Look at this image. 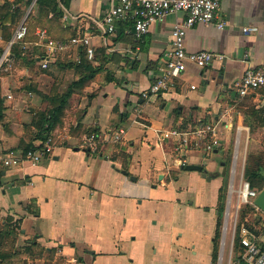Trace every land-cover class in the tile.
<instances>
[{"label":"crops","instance_id":"crops-1","mask_svg":"<svg viewBox=\"0 0 264 264\" xmlns=\"http://www.w3.org/2000/svg\"><path fill=\"white\" fill-rule=\"evenodd\" d=\"M62 1L58 0V3L63 14L65 9L74 19L62 17L61 28L77 36L90 35L94 51L102 49L113 57L103 64L102 73L89 76L67 99L61 122L51 137L54 140L52 156L35 166L24 164L7 169L2 164L6 151L20 150L23 144L32 140L36 134L35 114L50 108L48 97L61 95L71 82L87 75L75 69V48L48 58L45 68L42 63L46 50L42 46L35 43L20 45L35 46L43 54L32 63L19 61L15 64L10 60L13 57L9 51L10 66L3 64L1 67L4 68L0 67V217H23L20 237L35 238L47 252L55 249L56 256L64 258L65 264H109L103 262L101 256L112 257L114 264L116 259L113 257L120 254L114 248L112 238L106 239L124 229L121 210L134 187L144 190L150 197L155 184L167 187L178 183L180 172L188 178L195 175L206 185L219 177L226 178L227 188L229 184L232 191L237 173L239 184L244 181L246 160L255 147V135L259 132L250 133L242 114L236 109L241 99L237 96L235 83L247 67H264V0H218V13L225 22L224 28L192 26L186 32L185 50L188 53L208 51L223 55L224 59L213 60L203 69L189 64L170 90L147 99L141 98L140 94L149 88L158 74L170 49L172 26L182 21L185 14H169L136 40L130 33L108 36L96 26L110 0H64L65 4ZM30 12H36V0L26 8L24 17ZM244 28H255L256 32L244 34ZM89 62L92 68L100 65L97 57ZM68 65L73 67H59ZM106 75L113 81H108ZM65 79L70 83L60 90ZM251 94L255 96L253 103L256 106L264 104V89ZM207 112L212 116L207 117ZM206 121L216 124L220 146L210 156L205 157L201 151H189L184 158L187 165L201 162L205 171L212 175L209 181L197 172H186L177 167L172 141L160 136L164 131L195 128L199 122ZM114 125L125 130L123 139L117 144L106 142ZM87 129L96 130L104 141L97 153L82 149ZM229 150L231 158L226 167L223 158ZM173 172L176 173L174 180L169 178ZM222 186L223 181L215 187L217 197ZM232 193L228 197L227 191L225 197L224 218L226 209H230L233 202ZM167 196L165 203L171 213L204 218L211 211L216 212L217 197L210 204L204 195L194 196L195 200L189 201L181 188ZM237 202H240L238 197ZM29 203L35 207V215L25 213L24 208ZM216 220L217 212L215 225ZM249 232L259 241L264 240V230L257 235ZM227 233L228 228L224 225L216 264H243L237 258L233 262L231 254H226ZM105 243L111 246L110 253H103ZM212 249L213 238L209 264H212Z\"/></svg>","mask_w":264,"mask_h":264},{"label":"built area","instance_id":"built-area-1","mask_svg":"<svg viewBox=\"0 0 264 264\" xmlns=\"http://www.w3.org/2000/svg\"><path fill=\"white\" fill-rule=\"evenodd\" d=\"M72 1V0H70ZM218 0H110L109 7L96 26L104 34L112 36L115 34L116 24L119 22H130L129 33L136 39L140 40L150 29L158 22L164 21L169 15L182 12L185 17L182 21L174 23L171 29V45L165 54V61L161 64L158 74L155 76L149 88L141 92L140 96L147 99L150 96L166 92L173 87L174 81L179 79L191 64L197 68L207 67L213 60L224 59L223 55L213 54L208 51H198L188 53L185 50L186 32L194 25L201 24L204 26H214L221 30L225 22L218 13ZM30 11V10H29ZM63 19L72 20V16L63 9ZM26 16L20 21L14 30L5 50L0 56V67L9 64V51L13 45H22L27 34L25 24ZM244 34L255 33V28H244ZM36 45L42 46L46 50V55L42 63V68L46 67L48 58L61 52H71L74 48L83 49L87 60H93L94 50L91 45L90 35L76 36L66 41H53L48 37L44 30L36 32ZM74 61L79 64L80 58L76 56ZM235 89L239 99L248 96L257 90L264 89V67H247L240 78L235 83ZM226 113V111H224ZM211 117L210 112L206 113ZM125 135L123 127L116 128L108 132V140L112 144L120 143ZM161 139L171 140L173 149L177 154L176 166L183 168L187 165L184 158L189 151H201L205 157L213 154L220 146L217 126L212 121H206L195 128L186 130H169L161 132ZM104 141L99 135H85L82 141V149L88 150L94 154L98 152L99 145ZM54 150V140L46 139L44 143H38L32 149L25 152L16 149L6 151L2 164L7 169L19 168L24 164L32 166L38 165L44 160L50 158ZM183 155V156H181ZM232 176V172H230ZM241 188L235 193L238 194L241 202L250 204L253 207V200L258 192L249 188L246 182L240 181ZM232 187H229L228 197L232 193ZM256 208V207H255ZM239 242L244 252L242 254L243 264H264V240L259 241L253 236L248 229L240 230Z\"/></svg>","mask_w":264,"mask_h":264},{"label":"rangeland","instance_id":"rangeland-1","mask_svg":"<svg viewBox=\"0 0 264 264\" xmlns=\"http://www.w3.org/2000/svg\"><path fill=\"white\" fill-rule=\"evenodd\" d=\"M3 1L4 0H0V5ZM14 29L15 28H13L12 31ZM14 67L19 69L17 65ZM14 67L12 70H15ZM69 83V79H65L60 86V90H62L61 87L64 88ZM256 132L259 133L255 135V147L250 154H258L262 151L264 129L258 128L255 133ZM230 158L231 150L228 151L223 161L228 160V162H230ZM175 174V172L171 173L169 178H173ZM239 180L240 175L237 173L232 193L233 202L230 209L229 207L226 209L227 217L225 216V218L224 208L219 230L220 237L216 242L219 251L222 241V229L225 225V227L228 228L225 240V251L227 255L231 254L233 262L238 256L234 245L241 211L244 210L245 205H250L241 202L238 194L234 193L235 189L238 191L241 188ZM222 181L224 185V183H226V178L219 177L213 181L211 185H206V183L198 177L196 179L195 175L188 178L185 173L180 172L178 183L169 184L167 187H161L160 184L157 183L155 184V188H152L150 197L147 196L144 190L137 188V186L130 190L131 196L125 202L124 210H121L123 213L124 229L106 239L111 240L112 238L114 241V248L120 254V256L113 257L116 259L114 264H209L216 212L213 211V213L211 211L204 218L197 215L194 216L195 214L187 216L183 213H176L174 210V213H171L170 208L167 206V203H165V197L171 194L173 190L175 191L181 188V190L183 189V192L186 193L187 200L192 201L195 200L194 196L204 195L208 198L210 204L216 201L217 196L215 187L220 185ZM244 182L245 181H243V183ZM229 187L228 184V188L226 186V192L224 187L225 196L227 195ZM237 197L240 202H237ZM235 200L236 202H234ZM256 216H258L257 211L245 216L249 226H254L252 224ZM4 218L6 217H0V219ZM262 219L264 222V216ZM133 222L134 224H132ZM255 227L259 228L261 226ZM263 230L264 228L257 230L258 234L262 233ZM20 236L21 231H18L15 242L12 243L10 239L4 240V247H2L1 250L15 252L17 254L14 260L5 264H65L64 258L56 256L55 251L51 254H47V252H45V247L39 242H37V244L41 248V259H27L25 253L23 254V249L27 246L26 242L31 239H24ZM102 251L103 253H110L112 251L111 246L105 243ZM106 258H110V256H101L103 262L113 264L112 257L110 259Z\"/></svg>","mask_w":264,"mask_h":264},{"label":"trees","instance_id":"trees-1","mask_svg":"<svg viewBox=\"0 0 264 264\" xmlns=\"http://www.w3.org/2000/svg\"><path fill=\"white\" fill-rule=\"evenodd\" d=\"M32 0H4L3 3L0 5V56L3 53L7 43L11 38V31L13 28L19 24V22L23 19L25 15V10L29 6ZM64 3V0L62 1ZM65 4V3H64ZM63 4V5H64ZM58 0H36V12L29 13L26 16L25 24L27 27V34L25 37V42L27 44H34L37 41V37L35 35V29L39 27V30H44L47 35L53 41H66L71 38L76 37V34H73L68 31V29L61 28L60 20L63 17V12L59 6ZM50 16V17H49ZM131 23L130 22H119L117 30L115 33L118 36L122 34L128 35V30L130 29ZM54 27H57L54 29ZM53 31L52 35L50 32ZM13 32V31H12ZM128 33V34H127ZM11 56L10 60L15 62V64L20 62L24 63H32L35 62L36 58L41 59L43 54L38 52L35 46L26 47L20 45H13L10 49ZM93 59L98 58L100 60V65L98 68H92L91 63L87 61L84 51L82 48L77 47L74 50V54L80 58V63L77 64L74 62L75 69L82 74H87L85 77H81L76 81L70 83V85L66 88V90L61 94H55L53 96L48 97L49 106L46 111L43 112H36L35 120L33 121V126L35 129V136L32 140L27 143L23 144L20 148L21 151L25 152L29 149H32L36 146L34 141H38V143H44L46 139L51 138L55 127L61 122L63 111L65 108V104L67 99L70 95L78 88H81L85 82L88 80L89 76L92 78L95 75H99L103 72V64L110 61L112 59V55H109L105 52V50L98 49L93 51ZM14 66V64H13ZM47 67V66H46ZM61 69L73 67L71 65L61 67ZM4 68L1 67V69ZM108 81H113L112 77L106 75ZM254 95H248L242 98L237 104L236 109L239 113L243 116V123L249 129L250 133H253L258 128L264 129V104L260 106H256L253 103ZM1 117V115H0ZM203 122H199V125ZM114 125L111 131L115 130L118 126ZM87 135H97L96 130L94 129H87L85 131ZM88 153V152H87ZM229 164L228 160L225 161V166ZM175 179V177H173ZM243 179L248 184L249 188L252 190H256L260 192L264 188V138L262 141V151L258 154H249L245 168L243 173ZM226 183L219 189L218 197H217V220L215 225V232L213 237V249H212V256H211V263L216 264L217 261V244L220 237V227H221V217L225 207V193L224 187L226 192ZM25 213L35 215V207L30 205V203L24 208ZM256 210L251 205H245L244 210L241 211L240 222L237 226V233L235 237V251L237 252L238 256L236 257L237 260L242 263V254L244 252L242 246L239 242V235L240 230L242 228H246L249 231L253 232L254 234H258L257 230H261L264 228V222L262 221V216H264L260 211L258 212V216L254 218V223L249 226L246 215L249 213H254ZM6 218L0 219V264H5L11 260L16 258L15 252H6L1 250L4 247V240L10 239L11 242H15V238L17 236L18 231H21L20 225L23 217H18L17 219H13L12 216H5ZM255 226H261L256 228ZM27 246L23 249V254L27 259H41V248L37 244L35 238H31L28 240ZM55 250L51 252H45L47 254H51Z\"/></svg>","mask_w":264,"mask_h":264},{"label":"water","instance_id":"water-1","mask_svg":"<svg viewBox=\"0 0 264 264\" xmlns=\"http://www.w3.org/2000/svg\"><path fill=\"white\" fill-rule=\"evenodd\" d=\"M180 169L186 172H197L199 174H202V178L208 181L210 180L209 177H206L205 169L201 165V162H198L197 164H188ZM121 174L126 175V172L121 171ZM131 179L133 180L134 178ZM159 179H161V176L159 177ZM253 205L264 215V188L260 192H258L256 198L253 200Z\"/></svg>","mask_w":264,"mask_h":264},{"label":"flooded vegetation","instance_id":"flooded-vegetation-1","mask_svg":"<svg viewBox=\"0 0 264 264\" xmlns=\"http://www.w3.org/2000/svg\"><path fill=\"white\" fill-rule=\"evenodd\" d=\"M205 174L207 175V177H212V175L208 174L206 171H205ZM188 203H191V202H188Z\"/></svg>","mask_w":264,"mask_h":264}]
</instances>
